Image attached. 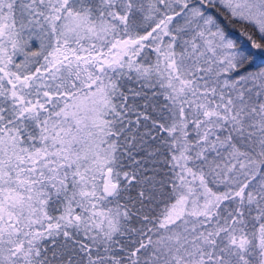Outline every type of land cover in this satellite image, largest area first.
I'll use <instances>...</instances> for the list:
<instances>
[{
  "label": "snow or ice",
  "instance_id": "6c2138e0",
  "mask_svg": "<svg viewBox=\"0 0 264 264\" xmlns=\"http://www.w3.org/2000/svg\"><path fill=\"white\" fill-rule=\"evenodd\" d=\"M0 264H264V0H0Z\"/></svg>",
  "mask_w": 264,
  "mask_h": 264
}]
</instances>
